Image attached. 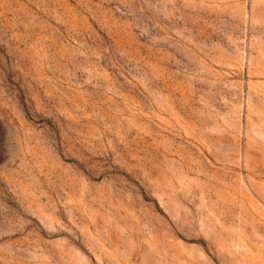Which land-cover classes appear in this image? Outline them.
Returning a JSON list of instances; mask_svg holds the SVG:
<instances>
[{"label": "rangeland", "instance_id": "374dc122", "mask_svg": "<svg viewBox=\"0 0 264 264\" xmlns=\"http://www.w3.org/2000/svg\"><path fill=\"white\" fill-rule=\"evenodd\" d=\"M0 264H264V0H0Z\"/></svg>", "mask_w": 264, "mask_h": 264}]
</instances>
